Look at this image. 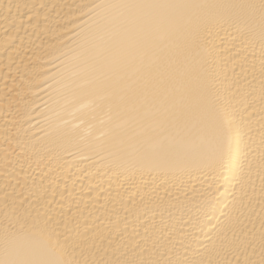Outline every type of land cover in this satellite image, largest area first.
<instances>
[{"label":"bare ground","instance_id":"6f19581e","mask_svg":"<svg viewBox=\"0 0 264 264\" xmlns=\"http://www.w3.org/2000/svg\"><path fill=\"white\" fill-rule=\"evenodd\" d=\"M0 264H264V0H0Z\"/></svg>","mask_w":264,"mask_h":264}]
</instances>
